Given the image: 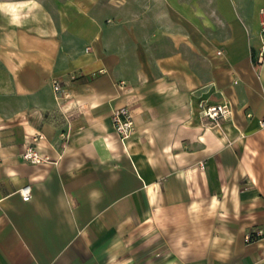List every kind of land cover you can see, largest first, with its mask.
Returning <instances> with one entry per match:
<instances>
[{
	"label": "crops",
	"instance_id": "0c3cea01",
	"mask_svg": "<svg viewBox=\"0 0 264 264\" xmlns=\"http://www.w3.org/2000/svg\"><path fill=\"white\" fill-rule=\"evenodd\" d=\"M104 1L0 0V264H264V0Z\"/></svg>",
	"mask_w": 264,
	"mask_h": 264
},
{
	"label": "built area",
	"instance_id": "2783aa9c",
	"mask_svg": "<svg viewBox=\"0 0 264 264\" xmlns=\"http://www.w3.org/2000/svg\"><path fill=\"white\" fill-rule=\"evenodd\" d=\"M260 32H261V50L258 56V60L261 61L264 55V10L260 9ZM120 87H125L126 84L121 81L118 83ZM52 87L55 92L56 98L59 99H68L69 93L65 91L59 79L52 80ZM201 106V105H200ZM202 117L211 119L215 121L216 119H225L230 114V109L226 104H218L208 107L201 106ZM111 121L113 124L114 132L118 136L119 140L122 143H125L126 140L132 135L134 131V119L131 113L130 108L127 105L117 107L111 112ZM260 127H264V119L259 122ZM64 136V135H62ZM42 138L41 134L33 135L28 143L24 146L21 152V158L28 163L38 164L48 162L50 159L40 153L37 143ZM19 193L24 201H27L31 198L32 187L30 184H26L19 189ZM263 234L262 229H258L255 233H250L245 235V241L249 242Z\"/></svg>",
	"mask_w": 264,
	"mask_h": 264
},
{
	"label": "clouds",
	"instance_id": "9594fccd",
	"mask_svg": "<svg viewBox=\"0 0 264 264\" xmlns=\"http://www.w3.org/2000/svg\"><path fill=\"white\" fill-rule=\"evenodd\" d=\"M23 7V5H13V4H4L0 3V13L11 14L12 23L18 22V17L16 16L18 8Z\"/></svg>",
	"mask_w": 264,
	"mask_h": 264
},
{
	"label": "rangeland",
	"instance_id": "374dc122",
	"mask_svg": "<svg viewBox=\"0 0 264 264\" xmlns=\"http://www.w3.org/2000/svg\"><path fill=\"white\" fill-rule=\"evenodd\" d=\"M103 2L105 3V1H104V0H102L101 4H103Z\"/></svg>",
	"mask_w": 264,
	"mask_h": 264
}]
</instances>
